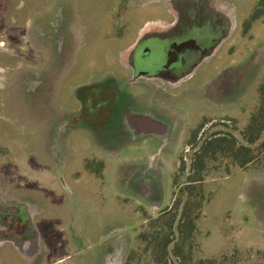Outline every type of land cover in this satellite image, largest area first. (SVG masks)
Instances as JSON below:
<instances>
[{
	"label": "rangeland",
	"instance_id": "374dc122",
	"mask_svg": "<svg viewBox=\"0 0 264 264\" xmlns=\"http://www.w3.org/2000/svg\"><path fill=\"white\" fill-rule=\"evenodd\" d=\"M164 1L0 0V207L23 206L41 236L33 263L15 242L0 241V264H127L145 219H170L176 200L185 201L191 161L206 138L223 131L247 145L241 132L258 107L264 80V18L251 21L261 0H228L227 6V0L214 1L207 23L223 16L234 35L219 42L220 27L204 31L216 37L218 53L191 79L171 87L132 84L119 57L139 30L174 19L189 24ZM194 19L206 25V18ZM30 22L39 28L35 43L49 46L48 56L38 59L25 50ZM247 22L251 27L244 32ZM126 23L124 36L116 38ZM81 86L123 94L117 122L91 137L71 124L78 107L71 91ZM129 118L167 126L178 119L182 138L136 135ZM202 125L199 148H193L189 141ZM75 128L79 132L70 135ZM262 142L264 133L253 146L256 154ZM260 155L264 161V150ZM257 166L208 177L211 200L199 222L196 260L264 264V167ZM2 216L0 227L8 221ZM132 263L152 264L148 257Z\"/></svg>",
	"mask_w": 264,
	"mask_h": 264
},
{
	"label": "flooded vegetation",
	"instance_id": "af4514ba",
	"mask_svg": "<svg viewBox=\"0 0 264 264\" xmlns=\"http://www.w3.org/2000/svg\"><path fill=\"white\" fill-rule=\"evenodd\" d=\"M192 1L194 5H190L189 2ZM206 1L166 0L163 2H168L170 6H173V9L176 10L175 15H186L189 24H176V20L174 19L173 23L163 25L158 29L146 30V26H144L139 30L137 37L131 41L128 47L121 51L119 57V63L128 72L127 74L132 84L144 80L147 82H163L169 87L175 86L182 81L191 79L205 63L215 57L218 53L216 50L217 43L229 40L234 34L233 32H228V24L223 16L216 17L211 23H207L208 17L215 14L213 11L215 0H209L208 3ZM227 4L228 0L225 1L223 6H227ZM189 5L190 7L188 8ZM260 11H263V8L258 5L251 18L252 22L263 19L253 20L254 15ZM172 16L174 17L173 14ZM199 16L206 18L203 19L206 21V25L192 23V21H195L194 18L196 17L197 19ZM249 26L251 27V22L246 23L243 31L248 32ZM127 27V23L121 27V32L116 38L122 39ZM219 27L222 30L219 42H217L216 37H209V33L204 32L205 30L208 31V29H219ZM28 29L27 41L29 39L32 44L30 45L31 47L29 44L25 45V50L28 48L29 53H33V56L38 59L41 53L48 56L49 46H43L44 44L35 43L36 41H34V38L40 35L39 28L35 26L33 29V23H30ZM36 29L37 33H35ZM49 39L51 40L52 38L49 37ZM52 43H55V41L52 40ZM85 87L86 90H83L84 86H81L74 91L75 93L71 91V98H75L78 104L75 110L72 109L73 118L71 124H80L79 128L87 129L82 131L91 137L93 136L91 135V131L95 133L102 125L109 122H117L118 113L116 114V108L118 103L122 101L121 97L123 94L117 88L97 89L90 88L89 86ZM214 89L215 87L212 85L210 91L215 92ZM160 91L162 90L160 89ZM168 106L169 104L164 102L162 107ZM161 119L164 122L169 121L167 117H161ZM128 122L136 135H150L155 138H164L169 137L173 133L174 136L178 134L177 137L182 138L180 135L182 129L180 132L177 129L180 127V120L178 119L171 120L170 122H175V125L168 124V126L154 123L150 118H129ZM79 128L72 129L69 134H77L79 131L76 130ZM170 128H173V130ZM86 169L96 174L90 167ZM97 174L99 175V173ZM155 210H158V208L155 207ZM0 214L3 215L2 219H8L5 226L11 232L9 237L8 234H4L7 232H3L6 229L5 226L0 227V234L3 233L2 235L5 236L2 237L0 235L1 244L15 242L12 243L15 249L33 263V258L36 259L41 252V236L33 217L27 213L23 206L16 205L13 202H7L3 207H0ZM148 222L149 219H145L144 224ZM31 225L33 226L32 228ZM7 238H11V240Z\"/></svg>",
	"mask_w": 264,
	"mask_h": 264
},
{
	"label": "trees",
	"instance_id": "16d2710c",
	"mask_svg": "<svg viewBox=\"0 0 264 264\" xmlns=\"http://www.w3.org/2000/svg\"><path fill=\"white\" fill-rule=\"evenodd\" d=\"M259 6L263 11L254 15V21L264 18V0L260 1ZM257 94L258 107L252 114L248 127L241 132L247 145L229 133L218 131L206 138L199 148L198 134L204 125L197 130L189 142L193 148L198 147L199 150L192 158L188 184L182 191L185 201L182 198L176 200L168 211L174 213L170 219L148 218L149 222L144 224L143 231L137 238V247L131 251L127 264L141 261L144 257L150 258L152 264L216 263L214 258L195 259L199 222L202 220L205 205L211 200L204 185L213 173L218 175L224 171L230 175L235 167L242 170L253 166L258 168L257 164L264 167V161H260L264 142L257 148L258 151L260 149V154H256V149H253L264 133V80L258 87Z\"/></svg>",
	"mask_w": 264,
	"mask_h": 264
},
{
	"label": "crops",
	"instance_id": "0c3cea01",
	"mask_svg": "<svg viewBox=\"0 0 264 264\" xmlns=\"http://www.w3.org/2000/svg\"><path fill=\"white\" fill-rule=\"evenodd\" d=\"M30 23H31V22H30ZM29 26H30V24H29ZM28 33H29V29H28ZM27 42H28L29 46L32 44V42H30L29 39H28ZM30 47H31V46H30Z\"/></svg>",
	"mask_w": 264,
	"mask_h": 264
}]
</instances>
